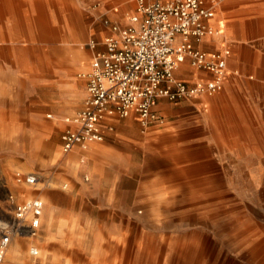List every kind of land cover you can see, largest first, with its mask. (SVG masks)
<instances>
[{
    "label": "rangeland",
    "instance_id": "rangeland-1",
    "mask_svg": "<svg viewBox=\"0 0 264 264\" xmlns=\"http://www.w3.org/2000/svg\"><path fill=\"white\" fill-rule=\"evenodd\" d=\"M62 1L86 10L96 5L94 0ZM60 42L56 35L53 90L37 82L46 78L45 67L25 75L16 67L9 76L0 60V93L5 86L14 94L36 93L35 101L47 107L0 112V182L6 186L0 190V206L9 209L6 193L17 202L39 197L44 204L37 235L15 236L1 264H112L118 259L124 264H175V253L166 263L173 239L192 242L186 264H260L264 140L241 146L236 144L245 141L215 139L209 150L214 155L208 156L206 149L184 146L187 140L175 130V123L197 117L191 110L182 115L174 110L180 105H171L173 111L163 112L156 124L144 127L131 114L102 141L64 153L60 136L69 126L65 119L83 107L79 92L83 88L86 96L90 58L87 64V56L81 55L82 67L71 72L58 62L64 54ZM34 47L25 54L40 57L41 43ZM66 74L75 80L70 90L59 82ZM16 171L37 173L36 187L17 184ZM120 237L127 240L117 253ZM32 247L38 255L29 253Z\"/></svg>",
    "mask_w": 264,
    "mask_h": 264
},
{
    "label": "crops",
    "instance_id": "crops-1",
    "mask_svg": "<svg viewBox=\"0 0 264 264\" xmlns=\"http://www.w3.org/2000/svg\"><path fill=\"white\" fill-rule=\"evenodd\" d=\"M93 2L94 8L86 10L77 3L72 5L62 0H0V60L5 74L12 76L16 67H22L24 75L33 68L45 67L46 78L37 82L41 87L53 90L56 35L61 38L64 53L58 60L61 65L71 72H78L82 67L81 55L87 56V64L89 57L91 64L94 53L103 51L104 38L112 34L110 25L124 27L128 16L136 9V0ZM205 2L214 12L207 25L215 33L206 35L194 45L206 52L228 51L222 89L212 95L186 98L176 103L162 99L157 104V111L164 118L163 112L170 114L173 111L171 105H180L174 110L182 115L191 110L197 119L193 117L190 123H175V130L182 140H187L184 146L206 149L207 155L213 156L209 150L215 147V139L245 141L236 144L241 146L261 145L264 140V0ZM56 13L63 14V18L60 16L57 20ZM28 34H34L35 39L26 37ZM25 39L30 42L23 41ZM39 43L40 57L25 54L33 52L34 45ZM174 75L188 82L212 78L210 72L191 65L188 60L175 69ZM59 82L63 89L70 90L75 80L66 74ZM10 85L12 89L14 84ZM8 88L5 86L0 93V99H3L1 113L8 109L18 113L47 109L35 101L39 98L36 93L14 94ZM84 97L85 91L81 88V105H84ZM124 124V119L107 118L102 122V131L106 137L108 132L119 130Z\"/></svg>",
    "mask_w": 264,
    "mask_h": 264
},
{
    "label": "built area",
    "instance_id": "built-area-1",
    "mask_svg": "<svg viewBox=\"0 0 264 264\" xmlns=\"http://www.w3.org/2000/svg\"><path fill=\"white\" fill-rule=\"evenodd\" d=\"M213 15L205 0H136L127 25L111 24L112 34L104 38L103 51L92 57L84 105L73 118L65 119L69 126L60 136L62 152L102 141V122L107 118L133 114L147 127L160 121L157 104L162 99L174 103L220 91L228 51L206 52L194 45L215 33L207 25ZM187 60L210 72L212 78L194 82L177 78L175 69ZM14 180L36 187L39 175L16 171ZM0 190L6 191L3 182ZM6 201L9 209L0 206V264L15 236L37 235L44 207L39 197L17 202L6 193ZM30 253L37 255V248L32 247Z\"/></svg>",
    "mask_w": 264,
    "mask_h": 264
},
{
    "label": "bare ground",
    "instance_id": "bare-ground-1",
    "mask_svg": "<svg viewBox=\"0 0 264 264\" xmlns=\"http://www.w3.org/2000/svg\"><path fill=\"white\" fill-rule=\"evenodd\" d=\"M167 199V198H166ZM216 207V206H215ZM219 207V206H218ZM220 208V207H219ZM215 209V208H214ZM212 212V211H211ZM251 218V217H250ZM187 221V220H186ZM70 230V229H69ZM264 230V229H263ZM215 232V231H214ZM204 234V233H203ZM125 240H127L125 237H120L119 238V242H118V246H117V253H119V250H121V245L125 244ZM142 241V239L138 238L137 241ZM160 240V239H159ZM168 240V239H167ZM170 241V240H169ZM182 240L180 241V239H173L168 245H167V251H168V256L166 259V263L169 261V259L174 255V253L176 254V263L175 264H186V253L190 252L191 247H192V242L191 241H186ZM159 242V241H158ZM167 242V241H166ZM130 243V242H129ZM157 245V244H156ZM159 247V246H158ZM207 248V247H206ZM140 249V248H139ZM38 250V249H37ZM162 250V249H161ZM260 250V249H259ZM7 251V249H6ZM10 251V250H9ZM187 251V252H186ZM216 251V250H215ZM256 251V250H255ZM254 251V252H255ZM14 252V251H13ZM205 252V251H203ZM202 252V253H203ZM209 252V251H208ZM30 253V252H29ZM6 254V252H5ZM12 254V253H11ZM166 254V253H165ZM38 255V253H37ZM40 256H43V253L41 252ZM165 256V255H164ZM35 257V256H33ZM5 258V256H4ZM196 258V257H195ZM53 259V258H52ZM204 259V258H203ZM206 259V257H205ZM204 259V260H205ZM231 259V258H230ZM257 259H259V263L260 264H264V255L263 256H257ZM195 260V259H194ZM203 260V261H204ZM202 261V262H203ZM211 261V260H210ZM262 261V262H261ZM241 262V261H240ZM220 263V262H219ZM112 264H124V262L121 263L120 259L115 260ZM200 264V262H199ZM203 264V263H202ZM253 264V263H252Z\"/></svg>",
    "mask_w": 264,
    "mask_h": 264
}]
</instances>
